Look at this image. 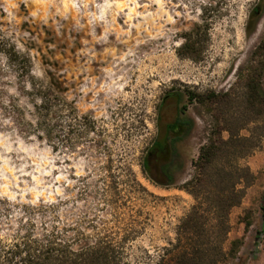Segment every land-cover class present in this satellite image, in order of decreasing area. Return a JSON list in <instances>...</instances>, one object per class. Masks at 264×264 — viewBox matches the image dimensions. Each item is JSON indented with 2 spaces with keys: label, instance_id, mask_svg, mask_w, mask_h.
<instances>
[{
  "label": "rangeland",
  "instance_id": "374dc122",
  "mask_svg": "<svg viewBox=\"0 0 264 264\" xmlns=\"http://www.w3.org/2000/svg\"><path fill=\"white\" fill-rule=\"evenodd\" d=\"M187 33L197 49L178 53ZM10 47L29 55L36 78L58 77L66 100L94 119L74 146L54 151L24 132L30 103L26 82L4 70ZM253 73L262 100L248 95ZM0 91V234L30 216L66 236L108 234L123 245L120 264H172L195 202L193 161L230 129L244 138L237 162L252 177L229 210L217 264H264V0H0ZM8 94L23 111L3 108ZM157 117L176 126L168 184L157 182L164 156L158 168L141 166ZM49 203L56 208L32 210Z\"/></svg>",
  "mask_w": 264,
  "mask_h": 264
},
{
  "label": "trees",
  "instance_id": "16d2710c",
  "mask_svg": "<svg viewBox=\"0 0 264 264\" xmlns=\"http://www.w3.org/2000/svg\"><path fill=\"white\" fill-rule=\"evenodd\" d=\"M195 44L196 40L189 38L187 33L177 51L182 54L195 53ZM3 53L6 58L4 70L12 73L21 83L26 82L25 86L21 85L30 103L29 118L22 122L26 134L48 142L52 150L58 151L65 143L74 146L79 139L88 135L89 130L94 129V119L79 114L75 106L66 100L63 94L65 88L58 77L46 72L48 80L36 78L32 75L28 54L13 47ZM254 78L253 73L247 79L248 95L262 100V92ZM2 105L9 114L23 111L11 94L6 95ZM158 120L157 117V128L160 130L143 157L141 166L150 171L164 156L161 171L166 181L157 182L168 184L172 179L170 156L173 150L168 134L176 126L175 121L160 124ZM97 130L98 142L101 143L106 135L105 128L102 126ZM225 130L228 131L226 139L219 137L202 145L193 161L194 175L187 181L186 189L195 202L178 226L177 243L171 253L172 264H217L225 257L220 244L228 232L229 210L240 202L245 184L252 177L248 167L237 162L248 153L241 144L244 138L230 129ZM217 132L220 133V130ZM107 188L106 185L102 187L104 195ZM56 206L49 203L32 207V210L44 212L54 210ZM260 210L264 224V198ZM39 224L40 227H37L35 220L29 216L10 232L0 234V264H120L122 261V243L108 234H85L78 230L66 236L56 225L47 228L46 223ZM126 233L130 234V231ZM217 237H220L218 242ZM239 243L238 239L232 240L228 252L232 254Z\"/></svg>",
  "mask_w": 264,
  "mask_h": 264
}]
</instances>
